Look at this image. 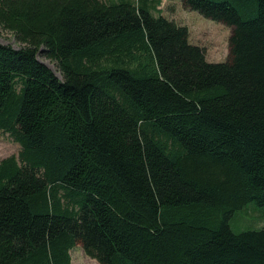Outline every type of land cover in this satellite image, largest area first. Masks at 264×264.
<instances>
[{
    "label": "trees",
    "instance_id": "trees-1",
    "mask_svg": "<svg viewBox=\"0 0 264 264\" xmlns=\"http://www.w3.org/2000/svg\"><path fill=\"white\" fill-rule=\"evenodd\" d=\"M232 28L207 59L161 0H0V264H264V0H182ZM57 62L63 75L39 57Z\"/></svg>",
    "mask_w": 264,
    "mask_h": 264
},
{
    "label": "rangeland",
    "instance_id": "rangeland-1",
    "mask_svg": "<svg viewBox=\"0 0 264 264\" xmlns=\"http://www.w3.org/2000/svg\"><path fill=\"white\" fill-rule=\"evenodd\" d=\"M109 2L111 0H103ZM155 14L162 13L166 17L187 25L190 30V41L205 48L207 59L213 62L227 61L230 56V36L232 28L226 24L207 18L196 10L187 8L182 0H161ZM0 42L18 49L26 44L19 41L16 35L0 26ZM39 59L48 64L63 79L57 62L49 59L43 48H40ZM20 144L7 133L0 131V161L18 154ZM231 227L235 231L258 229L264 227V211L256 202H251L238 210L231 218ZM72 264H100L96 259L85 254L81 245L72 249Z\"/></svg>",
    "mask_w": 264,
    "mask_h": 264
},
{
    "label": "water",
    "instance_id": "water-1",
    "mask_svg": "<svg viewBox=\"0 0 264 264\" xmlns=\"http://www.w3.org/2000/svg\"><path fill=\"white\" fill-rule=\"evenodd\" d=\"M46 64V63H45ZM48 65V64H47Z\"/></svg>",
    "mask_w": 264,
    "mask_h": 264
}]
</instances>
